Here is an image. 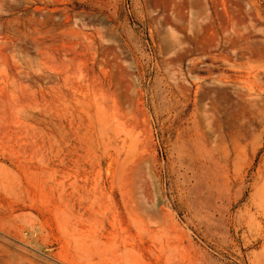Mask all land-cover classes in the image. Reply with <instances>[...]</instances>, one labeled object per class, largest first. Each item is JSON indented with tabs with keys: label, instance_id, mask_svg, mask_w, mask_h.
Wrapping results in <instances>:
<instances>
[{
	"label": "rangeland",
	"instance_id": "rangeland-1",
	"mask_svg": "<svg viewBox=\"0 0 264 264\" xmlns=\"http://www.w3.org/2000/svg\"><path fill=\"white\" fill-rule=\"evenodd\" d=\"M0 175L12 264H81L72 179L146 263L264 264V0H0Z\"/></svg>",
	"mask_w": 264,
	"mask_h": 264
},
{
	"label": "bare ground",
	"instance_id": "bare-ground-1",
	"mask_svg": "<svg viewBox=\"0 0 264 264\" xmlns=\"http://www.w3.org/2000/svg\"><path fill=\"white\" fill-rule=\"evenodd\" d=\"M259 75L252 68L251 70H249L247 72V75L245 76L247 78V80L244 78V80H246L247 82H251L250 84H252L254 86L253 91L249 95L255 99H256V96H261L263 94L262 89H259V91H257V92L255 91L256 83L258 81L260 82V80H261V76H259ZM249 76H251L252 78L250 79ZM51 178H53V177H51ZM72 180L70 181L71 190L68 191V193L67 192L64 193V189L66 188V186H65V188L64 187H63V189L61 188L62 191H60V193H59V200L62 204L60 206L61 208H60L59 213L63 215L64 226L68 227L65 230L61 229L62 230L61 240L63 241L61 246L63 249H66V248L72 249L74 252L73 253H64V251H59L57 253V255H55L56 259L60 262H64L65 258L68 256H70V257L77 256L79 258V261L81 262V264H152L151 262L146 263V261L143 259V257L139 253V250L136 249L133 245L128 244L125 239L122 238V240L120 239L119 241H117L115 239V236H110L109 233L104 234V227L103 228L99 227L100 229H94V228L90 227L91 226L90 223H92L94 221L93 219H95V215H96L95 209L92 208L93 201L89 202V204L87 206L82 205L83 200L86 199L87 192L85 193L86 195L85 194L83 195V199L81 200V203L72 201L71 196L76 194L75 192H76V190L78 191V188H79L78 184L76 183V179H75V181H72ZM63 184H64V182H63ZM82 208H84V210H82ZM76 213L78 215H76ZM94 213H95V215H94ZM101 216H103V215H101ZM144 216H146V215H144ZM144 216H143V218H146ZM99 220L102 221L104 219H99ZM146 220L148 221V219H146ZM152 220L157 225H158V223L162 224V222L166 221V216L163 213L160 214L159 216L156 214V215H154ZM103 223H104V221L101 224H103ZM147 223H149V222H147ZM153 226H154V224H153ZM1 231L3 233H5L7 236L16 238V236H12L10 234V232H9L10 230L8 231L6 229L5 230L2 229ZM18 235H20V234H18ZM17 237H19V236H17ZM26 239H27V237H26ZM158 241H156V242H158ZM45 248H46V246H45ZM151 249H153V248H151ZM165 250H166V253H164V255H165L164 259H162L160 255H156L153 257V259L155 260L154 264H159L158 263L159 261H162L161 262L162 264H176L175 259L177 257V253H178L177 246L175 247V245H172V246H169L168 249L164 248V251ZM153 251H151V252H153ZM3 252L4 251H0V264H12L10 262L11 260L6 259V257L7 258L9 257V254L8 253L3 254ZM23 252H27V251H23ZM148 252H150V251H148ZM153 253L155 254V251ZM187 253H186V256H188ZM52 256H54V255H52ZM25 260H27V259H25ZM65 263H67V262H65ZM21 264H24V262ZM27 264H32V263L27 262Z\"/></svg>",
	"mask_w": 264,
	"mask_h": 264
}]
</instances>
